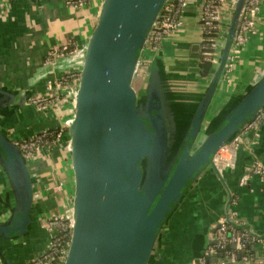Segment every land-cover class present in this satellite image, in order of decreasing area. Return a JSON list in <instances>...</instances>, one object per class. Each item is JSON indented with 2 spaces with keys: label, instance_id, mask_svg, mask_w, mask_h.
I'll return each instance as SVG.
<instances>
[{
  "label": "water",
  "instance_id": "1",
  "mask_svg": "<svg viewBox=\"0 0 264 264\" xmlns=\"http://www.w3.org/2000/svg\"><path fill=\"white\" fill-rule=\"evenodd\" d=\"M165 1L100 3L67 125L73 223L62 264H152L161 229L184 193L206 169L219 174L214 153L264 107L263 73L218 118H207L244 0L233 2L216 61L191 109L176 110L155 59L137 91L134 71ZM0 168L13 199L0 220V237L8 239L28 231L33 182L17 141L1 129Z\"/></svg>",
  "mask_w": 264,
  "mask_h": 264
},
{
  "label": "crops",
  "instance_id": "2",
  "mask_svg": "<svg viewBox=\"0 0 264 264\" xmlns=\"http://www.w3.org/2000/svg\"><path fill=\"white\" fill-rule=\"evenodd\" d=\"M101 1L83 0L81 6H74L66 0H0V129L18 142L40 131L63 128L58 139L26 160L33 182L32 220L26 233L0 237V264H23L40 253L49 236L47 217L67 213L71 207L69 133L63 120L71 115L72 105L65 97L66 89L58 91L55 83L73 67L72 59L84 48ZM231 1L223 10L222 28L231 16ZM200 4L201 0H187L175 34L155 51L144 52L150 62L155 59L159 64L179 112L192 108L211 72L202 74L199 65ZM63 46L72 49L66 52ZM263 73L264 0L255 29L233 63L230 81L220 80L217 85L207 118H218ZM143 78H138L141 86ZM58 92L62 98L57 106L36 107L31 102L36 95L48 101L51 93ZM253 139L247 148H238L232 167H222L219 174L206 169L188 188L161 229L152 264H189L210 244L215 225L230 208L236 212V220L258 239L252 245V259L224 264H264L260 263L264 258V191L255 176L246 185L238 183L254 157L264 164V118ZM230 193L236 200L232 206L228 204ZM12 201L0 168V220L8 215Z\"/></svg>",
  "mask_w": 264,
  "mask_h": 264
},
{
  "label": "built area",
  "instance_id": "3",
  "mask_svg": "<svg viewBox=\"0 0 264 264\" xmlns=\"http://www.w3.org/2000/svg\"><path fill=\"white\" fill-rule=\"evenodd\" d=\"M229 2L232 1L201 0V42L199 51L201 61L208 62L210 65L215 63L218 55L222 36L221 23L223 19V10ZM261 2L262 0H244V4L238 14L235 34L230 45L227 59L223 66L221 80L230 81L233 63L238 57L239 49L247 39V36L255 29V23L260 13ZM66 3L74 6H81L83 4V0H66ZM186 3L187 0H166L164 2L147 33L141 56L138 59L134 71L135 77H144L147 67L149 66L150 61L144 54L145 50L155 51L158 47H160L163 40L170 38L175 34L176 30L181 25L182 10ZM67 48V46H63L62 50H66ZM82 51L83 49L75 54V57L72 59L74 62L73 67L67 70L63 75L64 77H68L66 82H62L61 79L64 78L62 76L58 82L55 83L58 91L62 88L66 89L65 97L70 100L72 105L71 115L67 116L63 120L64 127H67L73 114L74 94L81 65ZM68 56L70 57L71 54ZM59 93L60 92L57 94L51 93L48 101L43 96L36 95L31 102L36 107H44L48 104L57 106L60 103V98H62L59 96ZM263 118L264 107L260 108L247 121H245L232 138L214 153L212 162L218 171L224 166L232 167L238 148L241 146H245L247 148L249 143L252 142V139L258 137ZM62 129L63 128H59V130H57L51 138H49V133L44 130L19 140L17 143L24 158L27 160L32 157L41 146H49L52 144L61 136ZM254 176L258 178L261 188L264 191V164L256 157L253 158L251 163L240 175L238 183L240 185H246L249 179ZM235 203L236 200L230 193L228 195V204L232 206ZM71 212L70 207L67 213H57L47 217L46 228L49 232V236L45 248L23 264H62L67 251L69 239L62 240L61 238L64 236H69L70 238V231L73 223ZM236 215V212L230 208L227 211L226 217L219 219L213 233L212 240H214V243L208 245L201 255L192 259L189 264H205L209 256L211 257V263L213 264H224L228 260L235 261L237 259L236 254L232 251L228 252L224 258H217L215 260L213 259V254L217 249H221L229 245H232L235 249H243L251 241H256L258 239V236L248 232L246 227L242 230L235 228L240 225V223L236 220ZM58 239L59 242H56ZM52 253H57L58 261L56 263L50 262V259L53 257ZM240 259L248 260L251 258L248 256H242ZM263 260L264 258L260 260V263L261 261L264 263Z\"/></svg>",
  "mask_w": 264,
  "mask_h": 264
},
{
  "label": "trees",
  "instance_id": "4",
  "mask_svg": "<svg viewBox=\"0 0 264 264\" xmlns=\"http://www.w3.org/2000/svg\"><path fill=\"white\" fill-rule=\"evenodd\" d=\"M71 49H72V48L68 47V48L66 49V52H70ZM199 65H200V70H201L202 74L206 75V74H208V73L211 71V65H210V63L205 62V61H200ZM63 77H64V76H63ZM67 79H68V77L65 76V77H64L63 79H61V80H62V82H66ZM57 130H59V128H57V127H56V128H50V129H47L46 131L49 133V134H48V135H49V138L53 137ZM235 228L238 229V230H242V229H244V226H243L242 224H240L239 226H236ZM61 239H62V240H68V239H69V236H64V237H62ZM57 241L59 242V239L56 240V242H57ZM253 242H254V241H251V242H250L248 245H246V247L243 248V249H235L232 245L226 246V247L221 248V249H217V250L214 252V254H213V256H214L213 259L215 260V259H217V258H218V259H220V258H224V257L226 256V254H227L228 252H231V251L234 252V253L236 254V258H237V259H240L242 256H248V257H250V258L252 259V257H254V249H253V247H252ZM212 243H214V240H213ZM212 243H210V244H212ZM210 244H208V245H210ZM52 256H53V257L50 259V262H51V263H56V262L58 261L57 253H52ZM210 258H211V257L209 256V258L206 260V263H205V264H213V263H211L212 260H211Z\"/></svg>",
  "mask_w": 264,
  "mask_h": 264
},
{
  "label": "rangeland",
  "instance_id": "5",
  "mask_svg": "<svg viewBox=\"0 0 264 264\" xmlns=\"http://www.w3.org/2000/svg\"><path fill=\"white\" fill-rule=\"evenodd\" d=\"M139 77H136V79H135V81H134V84H135V87H136V89H137V91H139L141 88H142V86L140 85V83H139V79H138ZM70 102V100L69 99H67V102ZM67 107L69 106V104H67L66 105ZM63 182V181H62ZM64 183V182H63ZM64 187H66V184H65V186Z\"/></svg>",
  "mask_w": 264,
  "mask_h": 264
},
{
  "label": "flooded vegetation",
  "instance_id": "6",
  "mask_svg": "<svg viewBox=\"0 0 264 264\" xmlns=\"http://www.w3.org/2000/svg\"><path fill=\"white\" fill-rule=\"evenodd\" d=\"M201 61V58H200V51H199V62ZM149 65H150V62H149Z\"/></svg>",
  "mask_w": 264,
  "mask_h": 264
}]
</instances>
